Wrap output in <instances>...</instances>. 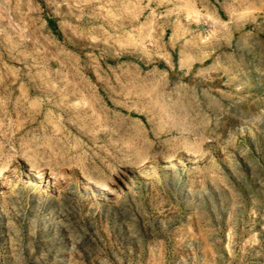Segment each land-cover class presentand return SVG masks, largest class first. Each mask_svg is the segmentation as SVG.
Masks as SVG:
<instances>
[{"label": "rangeland", "instance_id": "374dc122", "mask_svg": "<svg viewBox=\"0 0 264 264\" xmlns=\"http://www.w3.org/2000/svg\"><path fill=\"white\" fill-rule=\"evenodd\" d=\"M0 264H264V0H0Z\"/></svg>", "mask_w": 264, "mask_h": 264}]
</instances>
